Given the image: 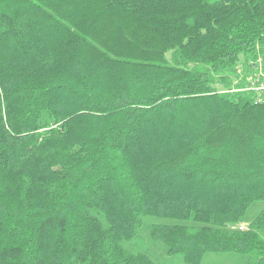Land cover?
I'll return each mask as SVG.
<instances>
[{
  "label": "trees",
  "instance_id": "16d2710c",
  "mask_svg": "<svg viewBox=\"0 0 264 264\" xmlns=\"http://www.w3.org/2000/svg\"><path fill=\"white\" fill-rule=\"evenodd\" d=\"M262 82L264 0H0V264H264Z\"/></svg>",
  "mask_w": 264,
  "mask_h": 264
},
{
  "label": "rangeland",
  "instance_id": "374dc122",
  "mask_svg": "<svg viewBox=\"0 0 264 264\" xmlns=\"http://www.w3.org/2000/svg\"><path fill=\"white\" fill-rule=\"evenodd\" d=\"M65 9V8H64ZM261 84H264L262 82ZM263 202H254L245 212L239 222V226H247L263 207ZM158 220L154 217H145L142 227L136 236L125 246L132 251H141L147 254L157 264H189L184 261L181 254H167L166 246L160 242H154L150 238L151 224ZM246 257L235 253H206L199 264H243Z\"/></svg>",
  "mask_w": 264,
  "mask_h": 264
},
{
  "label": "built area",
  "instance_id": "2783aa9c",
  "mask_svg": "<svg viewBox=\"0 0 264 264\" xmlns=\"http://www.w3.org/2000/svg\"><path fill=\"white\" fill-rule=\"evenodd\" d=\"M255 89H256V90H264V84H261V83L258 84V85L255 87ZM238 228H239L240 230H244L246 227L240 225Z\"/></svg>",
  "mask_w": 264,
  "mask_h": 264
}]
</instances>
